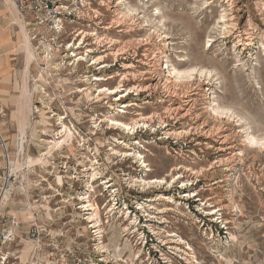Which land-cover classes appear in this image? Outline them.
I'll list each match as a JSON object with an SVG mask.
<instances>
[{
    "label": "rangeland",
    "instance_id": "obj_1",
    "mask_svg": "<svg viewBox=\"0 0 264 264\" xmlns=\"http://www.w3.org/2000/svg\"><path fill=\"white\" fill-rule=\"evenodd\" d=\"M67 5L60 33L27 22L28 35L0 0V179L24 186L13 212L39 213L55 264H264V151L246 139L264 141V0Z\"/></svg>",
    "mask_w": 264,
    "mask_h": 264
},
{
    "label": "built area",
    "instance_id": "obj_2",
    "mask_svg": "<svg viewBox=\"0 0 264 264\" xmlns=\"http://www.w3.org/2000/svg\"><path fill=\"white\" fill-rule=\"evenodd\" d=\"M13 2L19 14L27 19V22L31 24V29L34 30L43 27L60 33L63 29L64 19L75 15L74 9L68 11L65 9L68 6L67 0H13ZM32 33L35 35L33 30ZM0 145L5 151L7 163L10 166L8 147L1 133ZM7 175L4 179H0V264H29V262L30 264H39L43 255L41 249H43V253L46 251L45 257L51 258L47 264H55L52 261L56 249L53 240L55 237L50 231H46V227L37 224L39 213L28 216L29 221H23L19 211L16 210L17 214L13 212L12 205L16 200V194L21 192L19 189L24 186H20L21 179L12 177L11 173ZM45 238L49 239L45 240ZM24 241L33 243L30 261L26 263L21 258Z\"/></svg>",
    "mask_w": 264,
    "mask_h": 264
},
{
    "label": "bare ground",
    "instance_id": "obj_3",
    "mask_svg": "<svg viewBox=\"0 0 264 264\" xmlns=\"http://www.w3.org/2000/svg\"><path fill=\"white\" fill-rule=\"evenodd\" d=\"M8 2L10 3V9H9V11H10V13H11V16H14L18 21L17 22H20L22 25H23V27L27 30V32H28V35H30V33H29V28H28V25H27V19L26 18H24V17H22L20 14H19V12H18V10H17V8H16V6H15V4H14V2H13V0H8ZM144 6V5H143ZM132 7V6H131ZM158 8V7H157ZM131 11V10H130ZM20 32H21V35H22V37H23V40H24V42H25V44L27 45H29L30 44V42H29V39H28V37H27V35H26V33L23 31V28H20ZM81 33H84V35H85V38H86V34H90V33H88V32H85V31H81L80 33H79V35L81 34ZM94 34H97V33H93V35ZM84 35H83V40H84ZM91 35H92V33H91ZM82 39H81V42H80V44H83L84 42H82ZM80 44H79V46H77V47H80ZM74 45V44H73ZM46 47V46H45ZM68 47H72V44H70ZM28 51V50H27ZM29 52V51H28ZM31 52V51H30ZM87 53H89V52H91V49L90 50H87L86 51ZM29 56L31 57V55H30V53H29ZM84 58H86V56L84 57V56H81V57H79L78 59H77V62L78 61H80V60H82V59H84ZM100 58H102V57H98V58H96L95 59V61H94V63H96V62H98L99 61V59ZM175 70H177L176 68H174ZM173 69V70H174ZM178 72H177V76H176V78H177V80H182V79H185V78H190V77H192L193 75H192V71L191 70H188V71H183L184 73H182V72H180L179 70H177ZM194 71V70H193ZM194 74V73H193ZM212 74V73H211ZM175 77V76H174ZM186 79V80H187ZM185 81V80H184ZM179 82V81H178ZM180 83V82H179ZM114 88H112V89H110V91H109V89L107 90V91H109L110 93H113L114 91H112ZM116 92V91H115ZM224 108V107H223ZM225 109V108H224ZM215 110V109H214ZM225 110H227V109H225ZM218 111V110H217ZM221 111H222V113H223V111L224 110H222V108H221ZM220 110H219V112H221ZM218 112V113H219ZM225 112V111H224ZM221 113V114H222ZM117 125L119 124V126L120 127H122V128H124V129H126V130H129V131H135V124H129V123H125V122H123V121H120V120H117L116 122H115ZM64 124V123H63ZM65 126V125H64ZM63 133V135H61ZM249 134V133H248ZM63 136L64 138H63V140L62 141H58V142H56L55 141V144L57 145V146H59L60 144H62V142H64L65 140H68L72 135H73V132H72V130L69 128V127H67V126H65L64 127V129L63 130H61V132L59 133V136ZM248 141V145L249 146H251V147H254V148H256V150L258 149V151L260 150V151H264V143H262V142H264V141H261V139H259V138H257V137H255V136H252V135H248L247 136V138H246ZM19 140L21 141L22 140V136L20 135V137H19ZM263 140V139H262ZM137 157V156H136ZM42 159H44V158H42ZM30 165H33V164H39V163H41V158L40 159H36V160H29V162H28ZM192 169V168H191ZM96 174V173H95ZM95 174H93L92 176L95 178ZM92 177V178H93ZM162 183H166V181H165V179H159V178H156V179H153V180H147V179H143L142 180V184L143 185H154V184H162ZM182 185H186V183H184V184H182ZM94 190V189H93ZM88 206V205H87ZM89 208H87L88 210H92V213H91V215H89L88 216V218L90 219V222H94L95 220H96V209H97V206H95L94 204H92V203H90L89 204ZM98 217V216H97ZM98 220V219H97ZM100 223H98V221L96 222L95 221V224H94V228L96 227L97 229H98V227H100ZM99 230V229H98ZM97 230V231H98ZM98 232H100V231H98ZM27 242H29L30 243V245H31V248H33V243L31 242V241H27ZM100 243V242H99ZM101 243H103V242H101ZM100 243V244H101ZM114 243V242H113ZM102 247H104V248H106V246H102ZM117 247V245L115 244V248ZM107 251V249H105L104 250V252H106ZM25 259H26V257H24V259H23V261L26 263V261H25Z\"/></svg>",
    "mask_w": 264,
    "mask_h": 264
}]
</instances>
